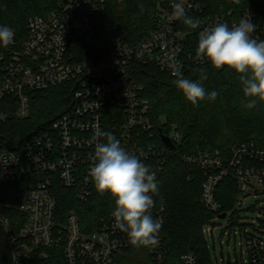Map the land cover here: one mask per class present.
<instances>
[{"label": "built area", "instance_id": "1", "mask_svg": "<svg viewBox=\"0 0 264 264\" xmlns=\"http://www.w3.org/2000/svg\"><path fill=\"white\" fill-rule=\"evenodd\" d=\"M54 1V9L48 15L28 19V33L23 41H16L14 33L13 43L2 47L0 125L12 117H29L32 91L69 84L74 87V105L53 123L51 131L28 138L22 152L5 148L0 130V188L7 184L17 186L16 207L25 218L16 233L10 218L1 213L0 204V224L10 241L14 264H25L36 255L46 259L47 251L57 244L63 245L66 264H120L118 255L133 246L127 233L115 227L113 215L103 218L100 230L91 234L82 231L75 211L69 214L66 225L58 227L55 184L75 190L82 202L90 199L94 182L89 172L95 162V144L106 142V138L93 141L92 137L96 131L108 132L107 111L113 108L116 112L111 116L118 131L112 135L126 151L149 165L158 180L167 153L147 141V137L155 138L156 126L150 117V102L144 98V86L135 73L138 67L149 64L171 75L172 67L178 64L183 72L184 45L189 37L184 29L189 26L173 15L175 3H182L187 14L201 22L193 28L198 34L216 23H226L231 28L249 16L256 24L252 37L262 40L264 21L254 8H247L236 19L232 12L207 15V6L201 0H169L166 7H160L157 27L147 39L134 45L124 39L107 44L97 33L98 22L107 13V0ZM189 59L201 65L209 63L193 56ZM169 138L175 144L180 141V134L175 132ZM182 160L204 173L202 203L218 218L229 215L217 201L224 179L237 182L240 202L264 193V147L255 143L233 149L231 159L220 151H206ZM151 215L161 219L162 226L159 245L148 249L153 264H163L166 209L154 206ZM246 244L249 259L242 264H264V238L247 234ZM181 264L199 263L193 253H187L181 257Z\"/></svg>", "mask_w": 264, "mask_h": 264}, {"label": "trees", "instance_id": "2", "mask_svg": "<svg viewBox=\"0 0 264 264\" xmlns=\"http://www.w3.org/2000/svg\"><path fill=\"white\" fill-rule=\"evenodd\" d=\"M201 2L207 6V15L232 12V17L239 19L247 8H254L264 21V0ZM168 3L169 0H107V13L99 20L97 33L107 44L124 39L134 45L147 39L156 29L160 7H166ZM54 6V0H1L0 26L11 27L16 41L21 42L28 33V19L34 15L46 16ZM184 31L189 32V37L184 45L186 61L183 76L200 82L206 92L217 91L219 94L214 101L205 99L196 106L192 105L176 87V77L154 64L138 67L135 76L144 86V98L150 102V117L156 126L155 138L147 137V141L156 143L167 153L166 164L157 180L159 192L154 195L155 206L166 209L162 231L163 264H181V257L187 253H193L199 264H215L204 234L206 224L216 217L202 203L204 173L198 167L184 163L182 158L206 151H220L226 159H231L233 149L242 144L255 143L264 147V102H258L251 109L244 107L247 98L243 95L241 74L227 67L215 69L210 63L201 65L191 61L190 56L196 57L198 32L190 27ZM205 74L207 79L201 80V75ZM73 95L74 87L69 84L30 92L29 117L25 120L12 117L8 123L0 125L4 147L22 152L28 138L51 131L53 123L73 107ZM107 112L108 132L116 134L118 124L111 116L116 110L108 109ZM173 130L180 134V141L174 144L176 150L171 152L163 137H170ZM0 189L1 213L10 218L18 233L25 221L16 207L18 188L7 184ZM53 191L57 199L56 225L60 228L68 223L69 214L75 211L82 231L91 234L99 231L101 220L115 210L114 198L108 193L100 194L95 186L86 202L78 199L75 190L59 182ZM238 195L237 182L224 179L217 192V201L223 212L229 213L235 207ZM47 252L48 258L36 255L25 264H66L62 244L52 246ZM117 259L120 264H153L148 247L127 249ZM0 264H14L13 251L2 224ZM224 264L232 263L228 260ZM237 264L242 263L237 261Z\"/></svg>", "mask_w": 264, "mask_h": 264}, {"label": "clouds", "instance_id": "3", "mask_svg": "<svg viewBox=\"0 0 264 264\" xmlns=\"http://www.w3.org/2000/svg\"><path fill=\"white\" fill-rule=\"evenodd\" d=\"M239 3V0H235ZM141 11L143 6L141 5ZM173 15L191 28L200 26L186 12L182 3L173 5ZM256 24L250 17L241 18L230 28L226 23L204 27L198 34L196 58L207 60L215 69L227 67L241 74L243 95L247 98L246 108H253L264 102V40L252 37ZM14 31L7 25L0 26V46L7 48L13 43ZM176 77L175 85L182 91L185 99L196 106L208 99L214 101L218 92H206L198 81L184 78L181 66L172 67ZM207 79L206 74L201 80ZM106 142L95 144L94 164L90 169L95 189L100 194L108 193L114 198L115 227L127 233L128 242L133 247H157L162 220L154 219L151 209L155 206L153 195L159 192L155 172L150 166L130 154L111 133L96 131L92 137Z\"/></svg>", "mask_w": 264, "mask_h": 264}, {"label": "rangeland", "instance_id": "4", "mask_svg": "<svg viewBox=\"0 0 264 264\" xmlns=\"http://www.w3.org/2000/svg\"><path fill=\"white\" fill-rule=\"evenodd\" d=\"M172 135H175L174 130ZM204 234L215 264H224L228 260L237 264V261L248 260L247 234L264 238V193L238 201L227 219L214 217L209 220Z\"/></svg>", "mask_w": 264, "mask_h": 264}, {"label": "water", "instance_id": "5", "mask_svg": "<svg viewBox=\"0 0 264 264\" xmlns=\"http://www.w3.org/2000/svg\"><path fill=\"white\" fill-rule=\"evenodd\" d=\"M163 141L165 143V145L170 148L171 150L175 151L176 147L173 144V142L171 141V139L169 137L164 136L163 137ZM220 219H226L227 218V214H223L219 217ZM221 257L223 258V253H221Z\"/></svg>", "mask_w": 264, "mask_h": 264}]
</instances>
